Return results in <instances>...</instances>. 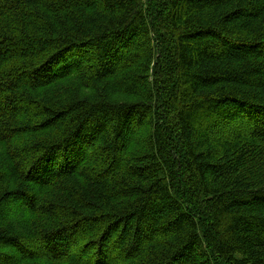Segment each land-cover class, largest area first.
<instances>
[{"label": "trees", "instance_id": "16d2710c", "mask_svg": "<svg viewBox=\"0 0 264 264\" xmlns=\"http://www.w3.org/2000/svg\"><path fill=\"white\" fill-rule=\"evenodd\" d=\"M0 264H264V0H0Z\"/></svg>", "mask_w": 264, "mask_h": 264}]
</instances>
